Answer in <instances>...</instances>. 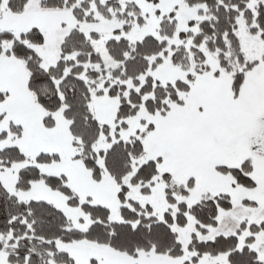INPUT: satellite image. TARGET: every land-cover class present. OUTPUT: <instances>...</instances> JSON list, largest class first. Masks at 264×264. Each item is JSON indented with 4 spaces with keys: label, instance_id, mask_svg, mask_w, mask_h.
Here are the masks:
<instances>
[{
    "label": "snow or ice",
    "instance_id": "6c2138e0",
    "mask_svg": "<svg viewBox=\"0 0 264 264\" xmlns=\"http://www.w3.org/2000/svg\"><path fill=\"white\" fill-rule=\"evenodd\" d=\"M0 264H264V0H0Z\"/></svg>",
    "mask_w": 264,
    "mask_h": 264
}]
</instances>
